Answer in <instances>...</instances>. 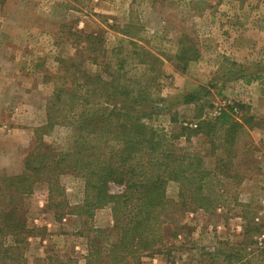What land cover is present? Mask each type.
<instances>
[{
  "label": "rangeland",
  "instance_id": "rangeland-1",
  "mask_svg": "<svg viewBox=\"0 0 264 264\" xmlns=\"http://www.w3.org/2000/svg\"><path fill=\"white\" fill-rule=\"evenodd\" d=\"M128 24L132 28L125 37L120 28ZM88 34L102 38L96 52L81 38ZM130 41L158 62L133 55ZM235 44L237 50L231 51ZM262 48L264 0H5L0 5V129L4 131L0 133V176H14L23 168L35 139L26 130H34L44 120L45 105L56 83L53 76L62 74L60 58L76 56L82 68L95 73L103 71L105 62L113 59L104 50L114 49L130 58L126 63L129 76L135 74L132 79L152 86L156 96L165 101L158 104L170 109L169 113L153 115L150 125L170 134L185 123L193 124L188 129L192 131L189 139L180 138L179 145L205 156V167L213 179L210 189L222 194L210 211L183 215V224L168 254L144 257L141 263L264 264V245L256 247L264 222L255 221L264 196V110L256 107V76L264 83V74H256V65L264 62ZM260 81L258 91L264 95ZM187 93L207 98L183 105L181 99ZM201 107H205L202 118L206 114L209 119L228 111V107L236 108L233 117L244 129L239 131L233 158L226 159L224 151L214 147L220 140L211 145L193 131ZM67 135L66 128L56 126L51 134L43 136V141L62 147ZM216 159L221 160L220 164ZM59 183L67 208L80 205L84 198L82 179L65 174L59 177ZM47 188L41 182L33 193L36 198L42 196L39 199L47 202V211L53 213L51 200L57 202L62 197L55 194L48 200ZM120 190L110 185L113 194ZM178 192L176 183L167 185L169 199L176 200ZM28 204L33 209L35 200ZM95 216H64L58 220L62 222L57 229L62 239L44 255H64L84 264ZM97 217L102 226L111 227L108 208L99 210ZM210 232L216 237L215 244L207 246ZM36 233L43 235L41 230ZM37 254L25 256L42 258Z\"/></svg>",
  "mask_w": 264,
  "mask_h": 264
},
{
  "label": "trees",
  "instance_id": "trees-1",
  "mask_svg": "<svg viewBox=\"0 0 264 264\" xmlns=\"http://www.w3.org/2000/svg\"><path fill=\"white\" fill-rule=\"evenodd\" d=\"M4 1L0 0V5ZM131 28L129 24L122 26L120 34L129 37ZM81 38L95 52L102 44L98 34ZM129 44L134 47L133 55L158 62L136 42ZM104 52L113 55V59L105 62L103 71L95 73L82 68L76 56L60 58L62 74L53 76L56 83L45 105L46 120L34 131V146L23 160L22 172L0 178V264H78L59 254L39 259L25 256L27 239L43 237L44 231L26 227L23 197L32 194L41 182L48 186V200L55 194L62 197L50 202L56 220L66 215L91 219L96 210H110L111 227L91 229L84 264H142L144 257L168 254L176 231L183 224V215L197 210L208 212L222 197L219 191L210 189L213 179L205 167V156L179 145L180 138L188 140L192 134L189 126L181 125L177 132L167 134L150 125L153 115L169 113L166 104H158L165 101L156 96L152 86L132 79L135 74L129 76V57L114 49ZM262 65L264 62L256 65V74H264V67L259 69ZM258 80L261 79L256 76ZM205 98L187 93L181 102L196 104ZM204 109L201 107L193 131L211 145L220 140L214 147L222 149L226 159L233 158L239 131L244 129L233 117L234 108L228 107L214 119L206 114L202 118ZM56 126L66 128L68 133L62 147L43 141V136L51 134ZM216 162L218 165L221 160ZM65 174L83 181L84 198L80 205L67 208L59 183V177ZM170 182L178 185L176 200L167 197ZM111 184L118 186L120 192L113 194ZM40 230L43 235L36 233Z\"/></svg>",
  "mask_w": 264,
  "mask_h": 264
},
{
  "label": "crops",
  "instance_id": "crops-1",
  "mask_svg": "<svg viewBox=\"0 0 264 264\" xmlns=\"http://www.w3.org/2000/svg\"><path fill=\"white\" fill-rule=\"evenodd\" d=\"M260 35H263V33H261ZM237 47H238V45L235 44L233 47L230 48V50L236 51ZM262 50H264V48H262ZM258 102L264 103V95H261V93L258 91V84L256 81V107L258 109H260V111L264 110V106H260L258 104ZM45 120H46V117H44V120L42 119L40 121V123H38V125H39L38 127H40V124L45 123ZM35 129L33 130L32 128H30V129H27L26 131H28L30 133V135H34L33 131H35ZM3 132L4 131L2 129H0V133L2 134ZM26 135H27V133H26ZM27 140H28L29 144L32 143L31 138L30 139L28 138ZM21 172H22V167L19 168V170L14 174V176L19 175ZM7 176H12V174L11 175L7 174L6 176H3V177H7ZM0 177H2V176H0ZM31 196L33 198L35 197V199L32 200ZM36 197H37V194H35V193L28 194V195H25L23 197V206L25 207L24 209L27 210L26 211V213H27L26 214V227L30 230L42 229L44 231V235H43V237L31 236L27 239V241H26V255L28 254V257L32 256V254L38 255L37 253H39L40 255L50 253V249L55 248L54 247L55 243H59L62 239L60 232L59 231L57 232V229L60 230L62 222H60L54 218V213H52L51 211H47L48 208H46L47 207L46 202L39 199V198H43L42 196H40L38 198H36ZM34 200H35V205H34V208L31 209L28 202L34 201ZM32 210H34V211H32ZM99 210H101V209H99ZM99 210H96L94 212V215H96L94 217V221L96 222L95 223L96 225H94V228L108 227L109 225L102 226L100 224L99 217H97ZM66 218L67 219H70V218L76 219L77 216L66 215ZM230 233H233V231H231ZM58 236L60 239H57ZM178 237H180V236H178ZM207 238H208V240H207L208 242L206 244L207 246H209V244L210 245L215 244L213 242L215 241L216 237L211 232H210V235L208 234ZM63 239L68 240V242L71 241L70 239H67L66 237H64ZM68 248H69V245H68ZM206 249L214 250V248H210V247H206ZM161 263H162V260L159 261V264H161Z\"/></svg>",
  "mask_w": 264,
  "mask_h": 264
},
{
  "label": "built area",
  "instance_id": "built-area-1",
  "mask_svg": "<svg viewBox=\"0 0 264 264\" xmlns=\"http://www.w3.org/2000/svg\"><path fill=\"white\" fill-rule=\"evenodd\" d=\"M234 113L237 112L236 108L233 109ZM220 113V112H219ZM210 117H211V114H209ZM189 126V127H192L193 124H187L185 123V126ZM195 125V124H194ZM195 127V126H194ZM256 222H264V196L263 198H261L260 200V210H259V213L255 219ZM264 245V232L261 233L259 236H258V239H257V243H256V247L260 248Z\"/></svg>",
  "mask_w": 264,
  "mask_h": 264
}]
</instances>
